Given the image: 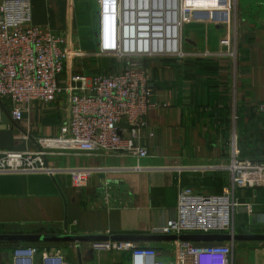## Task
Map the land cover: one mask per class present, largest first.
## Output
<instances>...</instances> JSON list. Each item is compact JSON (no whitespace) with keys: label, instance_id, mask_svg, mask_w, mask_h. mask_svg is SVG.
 <instances>
[{"label":"crops","instance_id":"1","mask_svg":"<svg viewBox=\"0 0 264 264\" xmlns=\"http://www.w3.org/2000/svg\"><path fill=\"white\" fill-rule=\"evenodd\" d=\"M31 4L34 24L63 34L69 48L78 46L86 53L68 60L63 84L72 74L114 71V57L97 51L95 0ZM234 15V54L228 55L230 46L222 44L225 24L194 21L183 31L188 56L145 61L156 86L155 107L138 141L148 148L147 157L70 151L44 158L58 170L54 174L0 173V234L133 237L120 240L154 246L159 259L174 260L176 241L147 237L161 235L158 229L176 216L179 188L221 194L231 176L212 167L230 160L235 140L242 158L264 159V0H238ZM6 107L9 101L0 100V149L16 152L36 151L40 138L59 136L69 113L65 93L53 103H33L20 122L4 117ZM74 167L99 170L77 189L70 173L60 170ZM237 197L252 203L251 213L240 208L237 230L264 234V187L239 189ZM97 240L0 242V264H12L18 247H35L36 264L57 254L69 264H133L126 251L96 254L91 242ZM248 245L255 264H264V241H236V264H251L244 255Z\"/></svg>","mask_w":264,"mask_h":264},{"label":"built area","instance_id":"2","mask_svg":"<svg viewBox=\"0 0 264 264\" xmlns=\"http://www.w3.org/2000/svg\"><path fill=\"white\" fill-rule=\"evenodd\" d=\"M99 8L98 53L129 62L120 71L72 74L65 84L61 77L71 56L86 53L78 46L68 47L67 38L50 28L33 23L31 0H0V100L9 101L14 122L35 102L53 103L66 94L68 118L57 137H43L36 151L16 152L0 149V173L47 172L58 170L46 165L48 154L70 151L86 153H132L147 157L148 148L140 145L147 128L146 117L155 107L156 86L145 61L154 58L183 59V31L194 22L193 13L210 11L204 23H218L213 11L231 14L230 0H95ZM195 14V13H194ZM193 15V16H192ZM190 21L188 18L191 17ZM223 45L230 46L226 36ZM7 109V107H6ZM264 112V104L260 106ZM1 111V108H0ZM230 173L231 182L221 194H205L181 186L176 216L158 229L165 235L240 233L236 216L244 206L239 189L264 187V159L242 158L236 140L230 160L212 167ZM71 175L77 189L84 187L99 169L74 167L60 169ZM260 223L264 228V216ZM96 254L126 251L133 264H236V241L198 244L177 240L175 259L161 260L156 247L140 246L130 240L91 242ZM35 247H18L12 264H36ZM42 264H69L64 255H45Z\"/></svg>","mask_w":264,"mask_h":264},{"label":"water","instance_id":"3","mask_svg":"<svg viewBox=\"0 0 264 264\" xmlns=\"http://www.w3.org/2000/svg\"><path fill=\"white\" fill-rule=\"evenodd\" d=\"M4 117H10L8 110L5 108ZM118 240L123 238L133 237H116ZM116 238H113L116 240ZM149 239H164L170 241H264V234H184L182 236L176 235H149ZM97 239H109V237L103 236H82L72 234H61V235H41V234H0V242H13V241H82V240H97ZM111 239V238H110Z\"/></svg>","mask_w":264,"mask_h":264},{"label":"rangeland","instance_id":"4","mask_svg":"<svg viewBox=\"0 0 264 264\" xmlns=\"http://www.w3.org/2000/svg\"><path fill=\"white\" fill-rule=\"evenodd\" d=\"M230 1L232 2V9H231L232 12H231L230 15H229V12H227V11H213V12H214V18L216 20H218V23H221L223 25L225 24L226 27H227V33H226L225 37L229 36L230 39H231V38H233V29H232L233 28V23H232L233 22V16H235L234 13L237 11L238 0H230ZM95 5L98 8V5L97 4H95ZM194 13H193L194 16L192 15L193 18H192V16L189 17L188 21H190L191 18H192V20H196V21L199 18H202V20L203 19H209L210 11H205V10L202 11V10H200V11H196ZM233 51H235V47H234V42L232 41L231 44H230L229 52H228L230 54H228V55L234 54ZM112 59L116 63L114 71H120L125 66V64H127L129 62L128 60H126L124 62L123 60H118L117 58H112ZM243 252L240 251V254L243 253ZM247 252L250 253V254H248ZM244 253H245L244 255H246L245 256V260L246 261L249 260L251 264H255L256 255L254 254V251H253L252 247H249V245H248V250L246 252H244Z\"/></svg>","mask_w":264,"mask_h":264}]
</instances>
